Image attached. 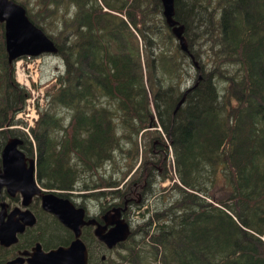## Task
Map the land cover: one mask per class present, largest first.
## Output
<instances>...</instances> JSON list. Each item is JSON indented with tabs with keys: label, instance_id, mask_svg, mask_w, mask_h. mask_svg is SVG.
Returning <instances> with one entry per match:
<instances>
[{
	"label": "trees",
	"instance_id": "16d2710c",
	"mask_svg": "<svg viewBox=\"0 0 264 264\" xmlns=\"http://www.w3.org/2000/svg\"><path fill=\"white\" fill-rule=\"evenodd\" d=\"M36 2L38 14H32L22 0L43 30L40 13L48 10L51 34L44 31L65 69L44 92L32 140L11 126L29 93L14 78L0 21V153L8 137L19 136L25 153L36 156L42 186L75 190L82 181L86 191L112 184L87 193L99 200L114 191L113 199L125 184L86 177L114 161L119 149L132 157L130 172L138 135L159 125L173 145L181 197L141 212L139 236L132 229L120 242L125 253L103 264H264V0H174L188 51L166 24L161 0ZM209 53L210 61L204 59ZM155 145L128 183L160 165ZM157 145L168 149L165 141ZM221 178L224 196L206 202V182ZM70 236L52 219L51 226L22 233L13 250L36 239L66 243ZM88 242L89 264H95L99 251L93 254Z\"/></svg>",
	"mask_w": 264,
	"mask_h": 264
},
{
	"label": "water",
	"instance_id": "95a60500",
	"mask_svg": "<svg viewBox=\"0 0 264 264\" xmlns=\"http://www.w3.org/2000/svg\"><path fill=\"white\" fill-rule=\"evenodd\" d=\"M162 14L165 22L179 41L182 50L188 51L183 34L184 26L174 16V0H161ZM0 21L4 27V47L9 62L21 55H39L55 53L57 46L45 31L36 25L28 16L26 8L15 0H0ZM183 97L178 101V108ZM151 128V125H149ZM22 138L10 136L1 149L0 189L5 186L9 193L20 191L23 204H28L31 196L41 194L42 206L54 213L59 220L74 232V238L66 245H58L44 250L39 242L30 249L19 250L18 255L7 261V264H89L88 247L81 237L83 224H95L94 234L108 247L129 237V223L119 216V206L111 214L109 221L101 223L89 216L84 218L85 210L81 205L53 191L43 190L37 182L36 157L28 156L21 148ZM0 244L9 245L17 241V233L26 225L35 222V215L28 208H14L7 212V203H0ZM18 213V215H16ZM6 217V218H5ZM108 222L111 226H107Z\"/></svg>",
	"mask_w": 264,
	"mask_h": 264
},
{
	"label": "rangeland",
	"instance_id": "374dc122",
	"mask_svg": "<svg viewBox=\"0 0 264 264\" xmlns=\"http://www.w3.org/2000/svg\"><path fill=\"white\" fill-rule=\"evenodd\" d=\"M25 1H26V7L31 11V13L32 14H38V10H39V8L37 6L38 2H36V0H25ZM18 2L23 4L22 0H19ZM202 2H204V0H202ZM209 10H211V7L209 8ZM47 12H48V10L41 11L40 14H42L43 17H41L42 23H40V24L42 25V27L44 28L45 31H47L51 34V15L47 16ZM44 15H46L47 17H45ZM204 57H205L204 59H209L210 53H209V55L204 54ZM38 58L40 59V62L38 64H36V63L33 64V66L36 68V70H34L33 68H26L25 74L27 75V77L23 76L20 73H23L22 72L23 68L26 67V59H32V58L23 57L22 59H24V61H22L18 66H16V64L14 63L13 64V71H14L15 80L16 81H18V80L27 81L28 84L30 85V87H32L31 90L34 93V96L39 98V92H41L42 90H43V92H45V90L47 88L52 86L53 82L55 81V76L64 72L65 64H64L63 59L56 53H43V54H40L38 56ZM192 59H199V58H197L195 56ZM209 61H210V59H209ZM183 71L185 72V70H183ZM190 71L194 72L195 70L192 67L190 69ZM19 84H21V83L19 82ZM34 88H37V89L35 90ZM32 97L33 96H31V98ZM62 111H65V112L62 113ZM62 111H60V114H64L66 116V120H67L68 113H70V112L66 111L64 109ZM16 120H17V118H15V121ZM66 120H64V121H66ZM66 122H65V124H66ZM16 126H18V125H16ZM18 129H20L21 131H25L24 129H21L20 127ZM147 129L148 130H146V132L144 134L138 135L137 141L139 143V152H138V158L135 161L134 166L140 161V159L143 160L146 158V156L148 157V154L146 152L148 151L149 147L151 146L152 141L161 140L160 138L164 139V141L166 142V145L168 147V149H167L168 152H167V157H166V170H167L169 176H167V178H166V183H167L166 184L167 190L165 192L166 193V202H164L163 204H165V203L170 204L173 200L176 199V197L177 198L181 197V194L179 191L180 187L179 188L177 187V184L178 185H181V184H180V181L178 179V174H176L178 172L176 170L177 169L176 157H175V154L173 152V145L171 146V142L169 141V138L166 136V134L163 132V129L161 126L158 125V126H154L152 128H147ZM28 135H29V138L33 140L32 134L28 133ZM159 135H160V138H158ZM164 141H162V142H164ZM33 144L35 146L34 141H33ZM125 144H126V146H128L127 143H125ZM155 146L158 147L157 144ZM113 156H114V161H111L110 163H106L105 166H101L100 170L97 169L96 172L92 173L93 175L87 176L86 181H91L93 178H95V175H100V176L96 177V180L103 181L101 178H105L104 180H107V181H115L116 179H118L119 180L118 186L121 188L122 187L121 185L123 184V181L125 180V178L129 177V175L132 173L130 175V178H131L137 170L134 171L133 170L134 167H133L130 172H127L128 162L129 161L132 162V157L128 156L126 153H124V151L119 149L115 152V154H113ZM222 183H223L222 178L220 179L218 184H214L212 182H206V188H205L206 192H205V194H202V196L204 197V200L206 202H209V203L213 202V195L224 196ZM82 184H83L82 181L78 182L76 186L79 188H76L75 191L72 190V192H69L67 195L72 201H74L76 203H78L79 200H82V198H83L81 196L82 192H84V193L85 192L86 193L87 192H97L100 190V189L94 188L93 186H89L90 187L89 190L85 191V189H83V191H82V190H80L82 187ZM110 186L111 187L106 186V188L103 187L104 190H100V191H109V190L114 189V187H115L112 184ZM113 193H115V192L114 191H112L111 193L106 192L105 193L106 196L104 195L105 197H102V198H108L111 195L113 196L114 195ZM159 195L160 194L158 193L156 202H154L153 200L151 201L154 207L155 206L158 207L160 205L159 204L160 203ZM102 198H100V199H102ZM94 199L95 198H92V201L88 200V203L94 204L95 203ZM95 207H97V206H95ZM95 207H94V209H95ZM130 222L132 225V229L135 232L134 235L136 237L139 236V233H140L139 225L143 221H142V217L138 213V211H136L134 213ZM91 240H92V244L94 246L95 240L93 238H91L89 240L90 244H91ZM95 248L92 247L93 254H95V252H94V251H96ZM101 250H102V253L103 252L106 253V261H110V260H112V258L114 259L115 257H118V253H121V254L125 253V246L122 244V245H118L112 249H106L105 247H103ZM1 252H4V250L2 249ZM7 255H10V251L6 252L1 257L3 258ZM96 259H97L98 263H95V264H103V262L100 259V254L97 255ZM122 263L123 264H129L127 262H122ZM90 264H93V263H90Z\"/></svg>",
	"mask_w": 264,
	"mask_h": 264
},
{
	"label": "flooded vegetation",
	"instance_id": "af4514ba",
	"mask_svg": "<svg viewBox=\"0 0 264 264\" xmlns=\"http://www.w3.org/2000/svg\"><path fill=\"white\" fill-rule=\"evenodd\" d=\"M156 144H161L162 142L159 140L155 141ZM156 146H154L152 148V151H155L154 153L152 152V155H156L159 153L160 155V165H156V168L152 170V172H145V171H139L138 175H135L133 177V179L131 180L130 183H128V180L130 179V175L129 177L125 178V180L123 181V184L121 185L122 187L125 184V190L124 192H121V195H117V197H112L109 196L108 198H102L99 199L95 198V203L94 204H90L88 203V200L92 201L93 197H90L92 195L88 196V193H81V196L83 197L82 200H79L78 203L74 202L75 205H81L84 207L85 210V216L84 218L87 219L89 216L95 218L97 221L101 222V223H105L106 221H109L111 214H113L115 212V207L119 206V211L120 214L119 216L122 217L123 219H125L131 228L132 231V225L130 220L132 219L134 213L136 211H138V213L140 214L141 212L145 213V209H147L148 207H154L152 204V200L154 202L157 201V194L159 193L160 195V202L164 203L166 202V179L165 178H161L162 174L164 173L163 171L166 169V157H167V151H164V147L162 148H155ZM161 151V152H159ZM1 157V155H0ZM147 160H151V164L153 165V161L155 160L153 157L148 158ZM163 160V161H162ZM162 163H165V167H162ZM1 167V164H0ZM163 172V173H162ZM38 180V178H37ZM43 190H49V191H53L59 195L62 196H66L68 197V193L72 192V190H59V189H53V188H46L44 186H42L41 184H39ZM159 189V190H158ZM75 191V190H73ZM100 197H104L101 194H99ZM151 197V198H150ZM69 198V197H68ZM23 200V196L22 193L20 191H15L14 193H9L6 190V187L3 186L0 189V203L1 201H5L7 203V207L6 210L7 212L11 211L14 208H18L19 210H23L25 208H28L32 211V213L35 215V222L31 225H26L25 229L21 232L17 233V241L14 243H11L9 245H3L0 244V261H3V264H7V261L11 258H13L14 256L18 255L19 250H23V249H30L33 245H35L37 242H39L42 246V248L44 250H49L53 247H56L58 245H66L69 244L70 241L74 238V232L72 229H70L68 226H66L65 224H63L59 218L52 213L51 211L45 209L42 206V202H41V194L39 193H35L31 196V199L29 201L28 204H23L22 202ZM97 206V207H95ZM95 207V209H94ZM1 208V206H0ZM16 215H18V213H16ZM141 215V214H140ZM6 218V217H5ZM54 220L56 222H58L60 225H62V227L69 231L71 233L70 238L66 241V243H56L55 245H51V246H47V245H43L42 241H40L39 239H36L33 244L27 246V247H23V248H17L16 251L14 252L13 250V246L15 243H18V240L20 239V235L22 233H26L28 230L37 228L40 225H45L48 227V225L51 226V220ZM107 226H111V224L108 222ZM94 227L95 224L90 223V224H83L81 227V237L82 239L85 241L86 245H87V241L88 239L90 240L91 238L88 236V234L93 235L92 238L95 240V244L93 246L92 244V240H91V244L93 248L96 249V251H99L100 253V259L104 260L106 258V253H102V248L105 247L106 249H112L118 245H120V242L122 241H118L116 244H114L111 247H108L103 241L99 240L95 234H94ZM37 232V231H36ZM87 234V235H86ZM130 235V234H129ZM128 239V238H127ZM125 239V240H127ZM98 240V241H97ZM123 240V241H125ZM90 243V242H88ZM89 246V245H88ZM87 246V247H88ZM4 250V252H1V250ZM90 249V247H89ZM88 249V253H89V262H90V250ZM10 251V255H7L5 257H1L2 255H4L6 252ZM95 263H98L97 259H94ZM21 264H27L26 262H23Z\"/></svg>",
	"mask_w": 264,
	"mask_h": 264
},
{
	"label": "built area",
	"instance_id": "2783aa9c",
	"mask_svg": "<svg viewBox=\"0 0 264 264\" xmlns=\"http://www.w3.org/2000/svg\"><path fill=\"white\" fill-rule=\"evenodd\" d=\"M25 57L26 58H32V59H26V67L23 68V71H22L23 73H20L23 76L27 77V75L25 74L26 68H33L34 70H36V68L33 66V64L34 63L38 64L40 62V59L38 57H32L30 55H26ZM22 58L15 60L16 66H18L22 61H24V59H22ZM21 82L28 84L27 81H21ZM16 116L18 118L22 119V123L19 126L25 130H28L30 128V126H32L34 124L35 120L38 117V112H37V108L35 105V96H33L32 98L31 97L27 98V103H26L24 109L18 111Z\"/></svg>",
	"mask_w": 264,
	"mask_h": 264
},
{
	"label": "bare ground",
	"instance_id": "6f19581e",
	"mask_svg": "<svg viewBox=\"0 0 264 264\" xmlns=\"http://www.w3.org/2000/svg\"><path fill=\"white\" fill-rule=\"evenodd\" d=\"M100 254V253H99Z\"/></svg>",
	"mask_w": 264,
	"mask_h": 264
}]
</instances>
